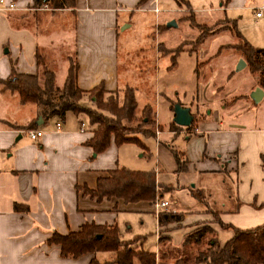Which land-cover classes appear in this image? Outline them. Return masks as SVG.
Wrapping results in <instances>:
<instances>
[{
	"label": "crops",
	"instance_id": "0c3cea01",
	"mask_svg": "<svg viewBox=\"0 0 264 264\" xmlns=\"http://www.w3.org/2000/svg\"><path fill=\"white\" fill-rule=\"evenodd\" d=\"M14 1L15 8L0 13V79L8 78L12 69L20 74L38 73L39 53L56 72V85L61 86L69 56L78 64L77 85L85 92V106L93 105L87 94L99 85L108 93L133 86L136 95L139 92L151 98L155 69L164 56H160L159 44L171 47L160 40L159 15L169 11L172 16L184 10L180 2L203 23L211 24L227 18L228 12L246 9L254 27L264 28V0H73L71 6L56 10L35 9L34 0ZM258 11L262 13L259 17L255 15ZM138 23L145 30L140 40H148L152 28L154 37L151 43L136 47L132 33ZM240 34L251 45L264 47L263 36L254 39ZM64 47L68 52L55 59L52 51ZM122 48L127 58L138 55L136 49L141 58L148 55L147 80L151 83L141 91L139 84L132 83L133 72L122 60ZM137 103L140 109L151 105L149 99L142 103L137 99ZM35 120L36 129L43 134L33 140L17 126ZM58 120H44L35 104H21L17 94H0V264H90L94 258L99 263L109 261L114 257L112 252L63 257L60 245L48 240L53 232L78 231L84 223L117 225L118 211L136 209V203L131 206L115 198L97 201L82 194L78 186L94 188L98 177L120 166V145L111 137L109 147L95 154L87 144L95 128L83 112H67L59 129L55 126ZM184 134V171L218 174L222 184L230 179L234 190L216 209L204 198V207L184 214L183 223L211 220L206 210L212 209L222 222L240 229L264 224V122L205 123L193 134ZM167 169L172 175L178 174L173 173L178 171L176 162ZM156 177L160 185L166 184L160 175ZM147 204L157 221L153 206ZM157 228L158 243V223ZM178 229L172 236L180 240L186 229ZM231 231L218 228L220 241L229 238Z\"/></svg>",
	"mask_w": 264,
	"mask_h": 264
},
{
	"label": "rangeland",
	"instance_id": "374dc122",
	"mask_svg": "<svg viewBox=\"0 0 264 264\" xmlns=\"http://www.w3.org/2000/svg\"><path fill=\"white\" fill-rule=\"evenodd\" d=\"M180 6L184 10L172 13V16H169L171 14L169 11L159 15L160 40L167 42L171 47L164 43L159 44L160 56H164L155 69L151 98H146V94L139 92L136 95L140 103L149 99L154 109L157 122L154 126V134L147 136L135 133L133 136L142 144L123 143L119 147V152L120 166L124 165L131 170L155 171L156 175H160V181L166 184L160 191L163 193L162 196L158 194L156 198L162 197L170 202L166 209L183 212L186 215L204 207L202 202L204 198L213 209L220 207V200L232 194L234 186L230 179L222 184L220 175L203 174L199 169L192 173H188V170L177 171L173 173L178 174L173 175L167 172V168L175 163L172 146L177 151H184L186 145L184 133L193 134L205 123L215 124L223 121L248 125L252 122H264V97L259 102H255L251 97L252 91L258 85L257 77L249 65L246 63L242 69H236L239 60L244 58L237 50L242 42L236 37L234 26L225 22V17L211 24L203 23L198 21L183 3L180 2ZM226 16L231 18L239 33L243 35L247 33L251 38L264 37V28L254 27L248 10L228 12ZM189 19L203 26L202 37H205V40L202 43L198 40L199 29L191 25ZM171 20L176 22V26L167 27L166 24ZM144 31L141 23H138L136 32L132 33L134 46L151 43L154 29L152 28L153 33L150 32L148 40H140ZM66 50L69 49L56 48L52 53L54 52L55 59L60 60L65 52H68ZM122 51V60L128 63L133 72L130 73L132 83L139 84L140 91L148 87L151 83L147 80L148 55L143 59L140 51L136 49L138 55L133 54L127 58L124 53L126 51L123 48ZM172 51L176 53L173 57ZM172 58H174L173 65H171ZM58 76L60 77L61 74ZM175 103L190 108L194 116L190 126L180 127L173 122ZM94 128L96 129L95 126ZM165 145L168 147L167 150ZM135 205L136 209L132 211L117 212L116 223L120 237L122 240L142 237L143 240L136 242L135 247L156 252L158 248L156 217L147 203ZM187 222H190L189 219ZM169 226L172 229L171 235L179 230L174 228V225ZM209 226L218 231V225L209 223ZM188 231L186 229L185 233ZM185 233L180 234V240L172 236L171 244H179ZM133 264H139L138 260L135 259Z\"/></svg>",
	"mask_w": 264,
	"mask_h": 264
},
{
	"label": "trees",
	"instance_id": "16d2710c",
	"mask_svg": "<svg viewBox=\"0 0 264 264\" xmlns=\"http://www.w3.org/2000/svg\"><path fill=\"white\" fill-rule=\"evenodd\" d=\"M43 4H47L49 10H56L71 6L73 0H34L35 9H40ZM224 20L234 26L236 37L242 42L237 50L257 77V87L264 90V47L251 45L235 29L231 19ZM189 21L199 29L198 40L202 43L205 40L202 37L203 26L195 24L193 19ZM175 54L173 52L172 57ZM67 60L69 64L61 86L56 85V72L48 66L45 57L37 53L38 73L20 74L12 69L8 78L0 79V94L14 93L21 104H35L44 120L51 117L62 120L69 111L75 114L85 113L89 124L96 127L93 137L87 141L95 154L109 147L111 137L116 144L121 145L126 142L142 144L133 136L135 133L153 136L157 123L154 109L149 104L142 109L138 108L133 86L108 93L99 85L87 94L93 105L85 106L82 104L85 92L77 85L78 64L72 57L68 56ZM173 64L174 58L171 65ZM17 128L23 131L36 129L37 123L35 120ZM172 153L178 171H184L187 164L185 153L175 149ZM162 188L155 171L131 170L124 166H117L106 175L98 177L94 188L78 186L84 195L97 201L115 198L125 204H152L158 194L162 196ZM15 208L18 209V206ZM206 213L212 215L211 220L184 224L183 212L166 208L159 210L156 214L159 227L158 252L136 249L134 245L142 241V237L122 240L116 224L84 223L78 231L66 234L53 232L48 243L60 245L63 257L76 258L88 252L114 253L109 261L99 263L94 258L90 264H133L135 259L139 264H156L157 261L159 264H264V224L240 229L222 222L217 211L208 209ZM209 223L217 224L223 230L231 229L232 235L225 241H220L218 231L209 226ZM169 225L189 230L184 232L179 244H171L172 229Z\"/></svg>",
	"mask_w": 264,
	"mask_h": 264
},
{
	"label": "water",
	"instance_id": "95a60500",
	"mask_svg": "<svg viewBox=\"0 0 264 264\" xmlns=\"http://www.w3.org/2000/svg\"><path fill=\"white\" fill-rule=\"evenodd\" d=\"M167 27L176 26V22L174 20L169 21L166 24ZM246 65V62L241 58L239 63L236 66L237 70L242 69ZM251 97L255 102H259L264 97V90L260 87H256L252 93ZM173 122L182 127H188L191 125L193 121V114L190 111L189 107H184L180 103H175L173 106Z\"/></svg>",
	"mask_w": 264,
	"mask_h": 264
},
{
	"label": "built area",
	"instance_id": "2783aa9c",
	"mask_svg": "<svg viewBox=\"0 0 264 264\" xmlns=\"http://www.w3.org/2000/svg\"><path fill=\"white\" fill-rule=\"evenodd\" d=\"M16 3L14 0H0V13H2L5 9H13L15 8ZM41 8H46L47 9V4H43ZM157 10V9H155ZM261 11L256 12V16L259 17L261 16ZM55 126L57 129L60 128L61 126V121L58 120L55 123ZM85 129V123L82 122L80 125V130L83 131ZM26 134L28 135L29 138L35 140L37 138H39L40 136H42L43 131L41 129H29L26 130ZM170 202L163 199V198H159L157 197L155 199V201L152 203V206L154 208V211L156 212V214H158L159 210L163 209V208H168ZM156 264H159V262L157 261Z\"/></svg>",
	"mask_w": 264,
	"mask_h": 264
}]
</instances>
